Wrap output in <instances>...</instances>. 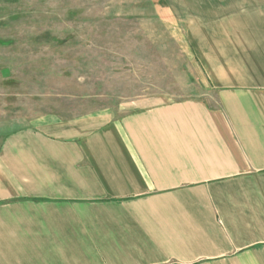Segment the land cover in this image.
Masks as SVG:
<instances>
[{"label": "crops", "instance_id": "0c3cea01", "mask_svg": "<svg viewBox=\"0 0 264 264\" xmlns=\"http://www.w3.org/2000/svg\"><path fill=\"white\" fill-rule=\"evenodd\" d=\"M154 1L211 100L11 125L0 264H264V0Z\"/></svg>", "mask_w": 264, "mask_h": 264}, {"label": "rangeland", "instance_id": "374dc122", "mask_svg": "<svg viewBox=\"0 0 264 264\" xmlns=\"http://www.w3.org/2000/svg\"><path fill=\"white\" fill-rule=\"evenodd\" d=\"M159 9L154 0H0V140L41 115L155 95L210 101L180 28Z\"/></svg>", "mask_w": 264, "mask_h": 264}]
</instances>
